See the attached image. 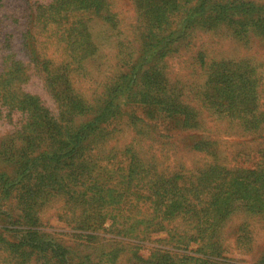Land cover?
Here are the masks:
<instances>
[{"label":"rangeland","instance_id":"374dc122","mask_svg":"<svg viewBox=\"0 0 264 264\" xmlns=\"http://www.w3.org/2000/svg\"><path fill=\"white\" fill-rule=\"evenodd\" d=\"M0 81V264H264V0H0Z\"/></svg>","mask_w":264,"mask_h":264},{"label":"trees","instance_id":"16d2710c","mask_svg":"<svg viewBox=\"0 0 264 264\" xmlns=\"http://www.w3.org/2000/svg\"><path fill=\"white\" fill-rule=\"evenodd\" d=\"M7 83L6 81H0V102L4 101V102H8L9 98L11 96H13L12 93H10V88L7 89ZM7 89V90H6ZM26 96V95H25ZM33 109L36 110V115H37V121H36V126L43 128V126L49 128V131L54 130L53 126H52V122L51 120H48V113L47 111L44 110L43 107L40 106V104L37 101H33ZM53 134L58 132V136L60 134V131H51ZM49 132V133H51ZM67 133H69V131H66ZM85 132V131H84ZM72 139L78 140L81 139L80 135H77V137L73 138L72 136H63V141L60 142V146L62 147H66L68 145L72 146L74 145L72 142ZM77 143V142H76ZM80 144V140L78 142ZM71 152H77V147L74 145V148ZM59 164H55L54 165V171L58 172L56 174V176L61 175L62 178L56 182L57 186L63 187V189L65 190V193L71 198L74 199V197L76 196L74 193H71V189L69 188V186L67 185V182H64L66 180L65 177H63L65 170H62L63 168V164H60L61 170H57L56 166ZM69 166L71 164H68ZM23 166H25L26 168L23 170V173L30 170L31 166L30 164H21L19 170L22 168ZM28 166V167H27ZM48 166H50V164H48ZM60 173V174H59ZM66 176V174L64 175ZM25 185V192L23 193L24 196V201L26 203V198H32V201L29 202L28 204V208L32 209L34 208V203L36 196L38 197L39 192L41 191V189L39 190H32L29 189V186L25 183L19 182V174H17V176L15 177H6L5 175H2L1 179H0V185H1V189H2V193L5 191V194L8 195V193L12 192L13 188L16 187H20ZM42 184V183H41ZM45 185V184H44ZM77 185V184H76ZM36 186V185H35ZM46 186V185H45ZM32 190V191H30ZM7 191V192H6ZM85 194L84 197H87V189L84 190ZM36 194V196H35ZM34 214H27L25 215V225H24V230L23 232L25 234H23L21 236V238L17 241V242H10L9 245L12 247V251L19 254L18 252L23 251L24 248H30L33 251H36L38 253V255L41 256H47L48 258H50V260L54 259L55 264H72V262L70 261V258H72V256L68 255V249L61 243H57L55 242V240L50 239L49 237H47L46 232L42 229V226H39V217H35L33 216ZM11 251V253H12ZM13 254V253H12ZM44 258V257H43ZM28 260L26 258L23 259V263L27 262Z\"/></svg>","mask_w":264,"mask_h":264}]
</instances>
